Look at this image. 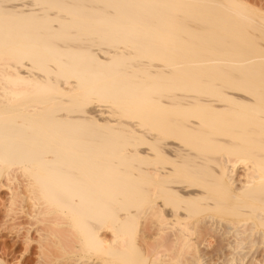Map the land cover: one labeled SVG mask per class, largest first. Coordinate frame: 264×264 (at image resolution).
<instances>
[{"label":"bare ground","instance_id":"6f19581e","mask_svg":"<svg viewBox=\"0 0 264 264\" xmlns=\"http://www.w3.org/2000/svg\"><path fill=\"white\" fill-rule=\"evenodd\" d=\"M0 166L83 264L264 248V0H0Z\"/></svg>","mask_w":264,"mask_h":264},{"label":"rangeland","instance_id":"374dc122","mask_svg":"<svg viewBox=\"0 0 264 264\" xmlns=\"http://www.w3.org/2000/svg\"><path fill=\"white\" fill-rule=\"evenodd\" d=\"M10 167V166H8ZM7 166H4V167H1L0 166V264H83L84 261H85V257L87 256V251L84 250V248H80L82 246H79V242H78V238H77V233L76 231L74 230V228L72 227L71 228V225L68 224V218L65 217V216H61V218L59 217V219L56 221V218H52L54 216L51 217V219L53 220L49 222V220L47 221L48 217H42L41 218V210L42 208L40 207H35L33 206V209H32V205L34 204V200L33 202L32 201V197H33V194H26V193H29V189H26V182L27 180H22L24 178V173L22 174V177H20V174L17 175L18 173V170H21V169H16V166L14 167H10L8 168ZM18 168V167H17ZM240 169L238 170L239 173H241V171L243 170L241 167H239ZM2 169V170H1ZM13 170V173L11 170ZM15 169L17 171H15ZM11 172L12 175L11 176ZM21 172V171H20ZM7 173V174H5ZM10 173V174H9ZM8 174L10 176H8ZM7 175V176H5ZM26 175V174H25ZM17 176H19V178H16ZM11 177V178H10ZM12 177H14V179H12ZM26 178V177H25ZM17 179V180H16ZM20 179V180H19ZM6 180V181H5ZM18 181V183H17ZM21 181V182H20ZM22 181L24 182V184H21ZM15 182V183H14ZM19 182H20V185H19ZM10 183V185H9ZM24 188H23V186ZM22 188V195H25L21 198V194H20V189ZM28 190V192H26ZM26 192V193H25ZM32 193V192H31ZM21 196H20V195ZM28 195V196H27ZM29 196H32L31 199ZM24 199V200H22ZM30 200V202H29ZM22 201V202H21ZM33 203V204H32ZM39 203V202H38ZM31 205V206H30ZM36 208L37 210H39V212L37 211L36 212ZM35 210V211H34ZM36 214H34L33 213ZM31 212V213H30ZM139 212V210L137 211ZM144 209L142 211V209L140 210V216L139 213L137 214V217L139 218V225L137 227V230L135 229V234L140 232L139 234H136V237L134 238V242L137 246H142V248L140 249L139 253L141 254H144V247L148 246L143 243L145 242V240H149V235H152L155 231H151V230H155L156 228L154 227L157 223L154 221V218L152 219L154 222V226L152 225L151 227L153 228H150L147 227L148 225L146 224V221L144 223V218H146V214L144 212ZM31 214H34L35 216H30ZM40 216V219L37 220V218ZM60 216V215H59ZM37 217V218H35ZM57 217V216H55ZM63 217V218H62ZM35 218V219H34ZM47 218V219H45ZM58 218V217H57ZM67 218V219H66ZM149 218V217H148ZM147 218V219H148ZM50 219V220H51ZM37 220V221H36ZM40 220V221H39ZM66 221V223H59L60 221ZM143 221V222H142ZM30 222V223H29ZM52 222V223H51ZM68 222V223H67ZM141 222V223H140ZM148 224L151 223V220L150 221H147ZM47 223V224H46ZM42 224V225H41ZM45 224V225H44ZM49 224V225H48ZM51 224V225H50ZM146 224V225H145ZM29 225V226H28ZM33 225V226H32ZM39 225V226H38ZM141 225V226H140ZM144 225L146 227H144ZM43 226V227H42ZM51 226V227H50ZM53 226V227H52ZM63 226V227H62ZM67 226V227H66ZM39 227V228H38ZM56 227V228H54ZM61 227V228H60ZM142 227V228H141ZM47 228V230H46ZM63 228V229H62ZM67 228V229H66ZM69 228V229H68ZM144 228V229H143ZM155 228V229H154ZM224 228V227H223ZM222 228L223 232H224V229ZM248 228V227H246ZM39 229V230H38ZM51 229V230H50ZM72 229V230H71ZM139 229V230H138ZM141 229V230H140ZM46 230V231H45ZM56 233H53L54 231ZM108 230V231H107ZM102 229L101 230V233H103V236L106 237V239L110 238L111 235L109 232H111L109 229ZM143 230V232H142ZM222 230L219 229V232H215V234H211L212 238H208L206 236H210L209 234L206 235L204 238V243L206 244H202V245H205V249L203 248V246H201V244L199 246H201L203 248V250H205V254L209 257H206L205 258H208L206 260L203 261V264H236L238 263L237 261L242 258L244 255V253H247L248 251L250 253H247V256H244L245 259H241V263H244V264H250L252 263L255 258H257V256H259L257 258V260H259L260 258L263 259V255L261 253L264 254V248H263V244L262 242L259 240L260 238H258V241L260 242V246L257 245V243L253 246H255V248L253 247L252 249H246V250H243L241 251L240 254L239 253V250H238V253L237 250L235 251L236 256H234L233 259L229 258L228 256L230 255H233L232 254H229L228 252L231 253V249L228 248L227 246H229V244H227V239H231V237H228L226 235H224L222 233ZM39 231V232H38ZM44 233H43V232ZM47 231H51L50 233L47 234ZM104 231V232H102ZM148 233V235L145 234V232ZM74 232V233H73ZM153 232V233H152ZM100 233V234H101ZM212 233V232H210ZM219 233V234H218ZM262 233V231H260V233L257 235L259 236L260 234ZM41 234V235H40ZM56 234V236H55ZM106 234H108V236H106ZM223 234V235H222ZM51 235V236H50ZM218 235V236H217ZM263 235V233H262ZM260 235V237L262 236ZM41 236V237H40ZM29 237V238H28ZM48 237V238H46ZM228 237V238H227ZM256 237V236H255ZM54 239V241L52 239ZM217 238V239H216ZM257 238V237H256ZM30 239V240H29ZM75 239H77L75 241ZM206 239V240H205ZM51 240V241H50ZM207 241V242H206ZM230 240H228L229 242ZM148 241H146L145 243H147ZM77 244V245H76ZM79 244V245H78ZM172 244V243H171ZM169 243H167V245H170ZM211 244V246H210ZM262 244V245H261ZM56 247H55V246ZM165 245V244H164ZM164 245L162 246L163 249H164ZM166 245V246H167ZM78 246V247H77ZM165 246V248H167ZM173 246V245H171ZM207 246V247H206ZM219 246V247H217ZM259 246V247H258ZM154 247V246H153ZM153 247H146V248H152ZM167 248V251L169 252V256H172L169 257V260H168V263L167 264H189L190 262L192 263V261L194 262V260L196 258H194V260H191L193 257V255H190V254H193L191 253L193 250H191L190 254L188 251H190V249L187 251L188 252V255L189 256H192L191 259L188 258L187 256V253L185 251L184 254H182V256H180V254L182 253L181 251L179 252H176L175 251L173 252V247L171 248ZM258 247V248H256ZM77 248H80L79 250L76 251ZM145 248V249H146ZM155 248V247H154ZM160 247H156L155 249H151V251H149L148 253L145 251L147 259L146 260H150V258L152 257L151 255H153L154 257L152 259H154L156 257V252H165L162 248L161 250L159 249ZM216 248V250H215ZM249 248V247H248ZM251 248V247H250ZM74 251H73V250ZM157 249V250H156ZM201 249V248H199ZM207 249V250H206ZM231 251H230V250ZM255 249V250H254ZM68 250V251H67ZM142 250V251H141ZM166 250V249H165ZM221 250V251H220ZM84 251V252H83ZM246 251V252H245ZM261 251V253H260ZM152 252V253H150ZM181 252V253H180ZM208 252V253H206ZM222 252V253H221ZM234 252V251H232ZM255 252V253H254ZM82 253V254H81ZM86 253V254H85ZM173 254V255H170V254ZM180 253V254H179ZM243 253V254H242ZM252 253V254H251ZM254 253V255H253ZM97 254V255H96ZM150 254V255H149ZM156 254V255H155ZM175 254V256H174ZM179 254V255H178ZM210 254V255H209ZM228 254V256H227ZM241 254L243 256H241ZM259 254V255H258ZM61 257H60V256ZM86 255V256H84ZM98 256V257H101L102 259H106V260H113L115 261V264H129L127 261H120V259L116 258L111 251H106V252H100V253H90V259L94 256ZM186 255V256H185ZM227 257H226V256ZM238 255V256H237ZM246 255V254H245ZM253 257H252V256ZM47 256V257H46ZM174 256V258H173ZM211 256V257H210ZM225 256V257H224ZM241 256V257H240ZM115 257V259H114ZM168 257L166 258L165 261H167ZM179 257H180V262H181V257H187L188 261L186 258H185V262L182 260L181 263H179ZM223 257V258H222ZM232 257V256H231ZM240 257V258H239ZM249 257V258H248ZM68 258V259H67ZM74 258V259H73ZM109 258V259H108ZM227 258V259H226ZM253 261H251V259H253ZM41 259V260H40ZM71 259V260H70ZM151 259V260H152ZM226 259V261H225ZM231 259V260H230ZM260 259V260H261ZM67 260L69 262H67ZM82 260V261H81ZM148 260V261H149ZM150 260V261H151ZM178 260V261H177ZM187 260V261H186ZM230 260V261H229ZM236 260V261H235ZM140 261V259L138 258H135V260H133V264H138ZM147 261V262H148ZM149 261V262H150ZM159 261V260H158ZM196 261V260H195ZM262 261V260H261ZM184 262V263H183ZM189 262V263H188ZM202 262V261H201ZM231 262V263H230ZM263 262V261H262ZM166 263V262H165ZM190 263V264H191ZM198 263V261H197ZM200 263V262H199ZM198 263V264H199ZM114 264V263H113ZM156 264H161V262H158ZM196 264V263H195ZM202 264V263H200ZM259 264H262L261 262H259Z\"/></svg>","mask_w":264,"mask_h":264}]
</instances>
